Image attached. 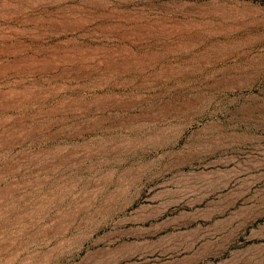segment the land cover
Instances as JSON below:
<instances>
[{
  "label": "rangeland",
  "instance_id": "obj_1",
  "mask_svg": "<svg viewBox=\"0 0 264 264\" xmlns=\"http://www.w3.org/2000/svg\"><path fill=\"white\" fill-rule=\"evenodd\" d=\"M0 264H264V0H0Z\"/></svg>",
  "mask_w": 264,
  "mask_h": 264
}]
</instances>
